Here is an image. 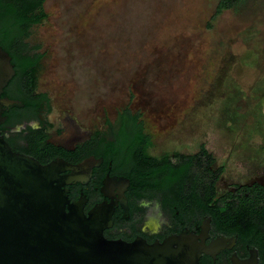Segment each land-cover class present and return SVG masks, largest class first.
Returning <instances> with one entry per match:
<instances>
[{"label":"rangeland","instance_id":"obj_1","mask_svg":"<svg viewBox=\"0 0 264 264\" xmlns=\"http://www.w3.org/2000/svg\"><path fill=\"white\" fill-rule=\"evenodd\" d=\"M218 1L45 0L30 43L52 118L103 131L128 108L150 155L211 153L219 194L264 181V0Z\"/></svg>","mask_w":264,"mask_h":264},{"label":"water","instance_id":"obj_2","mask_svg":"<svg viewBox=\"0 0 264 264\" xmlns=\"http://www.w3.org/2000/svg\"><path fill=\"white\" fill-rule=\"evenodd\" d=\"M10 61L0 46V95L15 74ZM3 106L18 102L0 100V115ZM92 167L89 160L42 165L13 152L0 136V264H200L202 255L215 261L221 250L235 245V237L224 236L205 243L210 218L202 221L198 235L183 231L152 244L105 239L103 231L112 224L115 202H102L85 214V199L70 202L65 189L85 183ZM64 172L68 174L61 176ZM128 183L113 177L105 181L102 192L118 188L117 201L125 209ZM230 264H259L257 249H248L246 258L233 253Z\"/></svg>","mask_w":264,"mask_h":264},{"label":"trees","instance_id":"obj_3","mask_svg":"<svg viewBox=\"0 0 264 264\" xmlns=\"http://www.w3.org/2000/svg\"><path fill=\"white\" fill-rule=\"evenodd\" d=\"M44 2L0 0V43L10 39V42L20 45L10 50L7 42H2L20 73L23 96H33L36 91V65L42 55L33 59L28 57V52L38 50L39 46L30 48L25 40L31 29L45 20ZM244 3L245 0H219L215 16L228 10L236 11ZM140 118V113H131L126 108L115 123L119 131L114 146L124 162L134 195L143 197L159 193L164 206L172 210L175 207L183 219L210 217L215 233L236 237L237 244L248 249L256 248L259 264H264V185L257 182L236 185L232 190L219 194L216 184L224 168H213L215 159L211 153L201 146L194 154L152 156L148 153L150 136L145 133Z\"/></svg>","mask_w":264,"mask_h":264},{"label":"flooded vegetation","instance_id":"obj_4","mask_svg":"<svg viewBox=\"0 0 264 264\" xmlns=\"http://www.w3.org/2000/svg\"><path fill=\"white\" fill-rule=\"evenodd\" d=\"M31 35H28L25 40L30 48L34 46L30 43ZM14 38L15 36H13ZM9 40H2V42H7V46L11 47L10 50L19 48L20 45L17 42H10ZM2 42L0 46L10 56L15 74L3 89L0 100H14L18 102V106H3L1 108L0 136L3 137L13 152L29 156L42 165L57 160H62L71 165H78L87 160L91 161L93 167L88 180L85 183L76 182L66 185L65 189H68L67 195L70 202H75L80 197L85 199L83 204L85 214L102 202H115L112 224L103 231V236L107 240L131 243L137 239H142L148 244H152L155 241L162 242L168 236L183 231H190L195 235L200 233L202 221L210 217L203 215L183 219L179 212L174 210L175 207L172 210L164 206L159 193L148 194L143 197L134 195L130 179L126 175L124 162L119 150L114 146L119 131L115 123L103 131L97 127L85 130L78 125L76 126L73 123L74 120L61 117L56 120L53 119L50 97L38 91L37 77L36 91L33 96H23L21 90L23 83L20 73L15 68L12 55L3 47ZM37 55H42L41 59L43 58L40 49L28 52V57L32 59ZM41 59L36 65L37 68L40 67ZM32 67L34 68L35 65ZM38 94L45 96L37 97ZM67 174L68 172H64L61 173V176ZM113 177L117 179L126 178L129 181L123 196L126 202L125 209L117 201L118 188L108 189L106 194L102 192L105 181L111 180ZM255 182L264 185V181H254L239 186L252 185ZM207 235L206 244L212 239L224 236L213 231L211 218ZM233 253H236L239 258H246L248 248L242 244H237L236 239L235 245L231 249L221 250L215 261L209 256L202 255L199 262L200 264H230V257Z\"/></svg>","mask_w":264,"mask_h":264}]
</instances>
